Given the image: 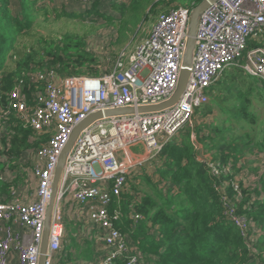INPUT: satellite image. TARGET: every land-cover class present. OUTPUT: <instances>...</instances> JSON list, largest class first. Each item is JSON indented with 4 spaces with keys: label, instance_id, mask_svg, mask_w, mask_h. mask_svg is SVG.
Returning a JSON list of instances; mask_svg holds the SVG:
<instances>
[{
    "label": "built area",
    "instance_id": "2783aa9c",
    "mask_svg": "<svg viewBox=\"0 0 264 264\" xmlns=\"http://www.w3.org/2000/svg\"><path fill=\"white\" fill-rule=\"evenodd\" d=\"M70 1L85 8L113 0ZM192 9L179 6L161 13L135 49L122 51L113 67L101 75L60 77L53 69L31 75L43 83V91L31 106L23 85L13 88L7 113L15 112L37 135L49 137L32 156L30 171L35 180L31 194L26 197L24 191L14 188L10 199L0 202V264H39L54 173L81 121L103 109L159 104L172 96L178 86ZM231 67H241L249 76L264 80V0H215L203 13L190 78L174 105L155 112L103 117L80 132L59 184L45 264H54L62 250L68 196L80 206V215L87 210L86 221L101 232L106 249L97 264H112L118 259L124 264H143L138 250L119 227L129 173L152 160L184 128L193 129L196 109L209 101L213 86ZM192 140L196 141L194 134ZM138 144L145 146L146 153L134 159L130 148ZM203 161L215 176L231 172L230 163ZM230 183L238 190L236 180ZM221 197L228 218L247 236L251 221L237 213L224 191ZM13 255L17 256L15 262L11 261Z\"/></svg>",
    "mask_w": 264,
    "mask_h": 264
},
{
    "label": "trees",
    "instance_id": "16d2710c",
    "mask_svg": "<svg viewBox=\"0 0 264 264\" xmlns=\"http://www.w3.org/2000/svg\"><path fill=\"white\" fill-rule=\"evenodd\" d=\"M17 1L19 9L14 11L11 0H0V202L10 199L14 183L18 182L16 178L12 182L4 180L7 169H14L16 161L23 166L32 164L35 150L49 137L37 135L15 112L7 113L13 88L22 84L26 102L31 106L43 91V83L31 79L38 71L53 69L60 77L102 73V58L88 49L84 37L68 33L46 38L38 31L40 15L82 19L86 12L109 24L120 19L117 40L123 44L140 19L157 5L156 0L106 2L120 14L115 17L98 8L102 2L85 8L77 5L68 11L66 7H52L51 0ZM201 1L192 0L191 7ZM179 6L183 5L163 12ZM223 73L212 88L211 101L197 108L193 118L199 146L194 145L192 130L184 128L152 159L155 173L153 177L147 172L144 176L150 189L133 196L127 188L122 194L124 215L119 227L138 250L143 264H264V124L244 134L224 125L232 118L257 124V114L250 109L251 96L258 95L259 101L264 102V80L249 76L241 67ZM221 90H225L223 96L219 95ZM213 105L227 113L221 122L205 118L213 112ZM204 159L230 163L231 172L215 176ZM142 170L134 168L129 175H141ZM29 178V185L33 186L32 172ZM251 178L256 181L252 183ZM231 180L237 181L238 190L232 187ZM129 181L128 178V186ZM221 191L231 199L237 213L251 221L247 236L228 218ZM132 214L141 217L137 219ZM72 239L74 245L67 250L63 240L66 252L62 249L58 253V264H70L72 255L97 264L102 253L96 252L94 241L81 238L85 243L81 247ZM112 264L124 261L118 259Z\"/></svg>",
    "mask_w": 264,
    "mask_h": 264
},
{
    "label": "rangeland",
    "instance_id": "374dc122",
    "mask_svg": "<svg viewBox=\"0 0 264 264\" xmlns=\"http://www.w3.org/2000/svg\"><path fill=\"white\" fill-rule=\"evenodd\" d=\"M156 6L155 8L147 14V17H142L138 24L134 27V32H132L129 35L128 40H126L123 44H119L117 37H118V30H119V24L120 19H117L114 23L109 24L107 22H104L100 17H98L95 14L88 15L86 12H84V18L79 19H71L67 17H56L54 14L49 16H44V14H41L38 18L37 22L40 25L38 27L39 33L46 37V38H55L62 36L64 34L73 33L75 35H80L84 37L85 42L88 44L87 47L90 51L94 52L98 56L102 58L103 65H102V73L109 71L116 60V58L120 55L122 51H133L135 47L149 34L152 27L154 26L157 17L163 13V11L166 10V8H169L171 6L175 7L178 5L183 6H192V0H156ZM12 2V8L14 11H18L19 5L17 0H11ZM52 5V7H57L61 9L62 7L71 11L74 8H78L77 5L72 3H64L63 0H51L49 3ZM172 7V8H173ZM98 8L101 9V11H104L106 14H110L115 17H120V14L118 11H115L114 9H111L109 3H99ZM82 12V11H79ZM236 67H231L229 69H226L225 72H233V70ZM101 73V74H102ZM224 75V73H223ZM222 77V76H221ZM220 77V78H221ZM254 78V77H253ZM225 94V90H221L219 93L220 96H223ZM252 106L251 111H254L257 114V124L245 122V121H239L234 118L231 120H228L226 123H224L225 126H232L234 127V131L236 133H252L253 129L257 130L264 124V102L259 101L258 95H252ZM211 101V98H209V101ZM228 104V103H227ZM213 112L206 116V120L208 121L211 119V121H217L221 122L224 117H226L227 113H223L222 107L218 105H213ZM196 119H193L195 121ZM194 134V127L192 129L191 135ZM261 135V134H260ZM259 135V136H260ZM258 138L255 136V139ZM196 146L199 144L195 141ZM138 147H142L141 145H138ZM256 147V146H255ZM209 155V154H208ZM28 156V154H27ZM205 160V159H204ZM250 164V163H249ZM15 168L10 169L8 168L7 174H4V180L8 182H12V179H18L17 183H14V187L17 188V190L24 191L27 188H31L30 186V174L31 171L29 169V166L31 164H25L24 166L20 164L19 161H16L14 163ZM155 162L154 160H149L147 162H144V165L141 166L143 168L142 172H144L141 175L132 173V175H129V186L128 191L131 192L133 196L137 194V192H142L143 190H148L151 187V184H149V181L145 180V173L147 172L151 177L154 175L155 170ZM255 166V164H254ZM30 173V174H29ZM136 175L134 177L133 175ZM7 175V176H6ZM148 175V176H149ZM153 179V178H152ZM252 183L256 181V178H251ZM33 185V183H32ZM6 196V194H4ZM68 200H70V197H66V203L69 204ZM124 205L122 204V207ZM66 207V206H65ZM124 209V207H123ZM75 219H71L69 215H67L66 211L64 212V222L66 225L65 229V243L67 250L70 245H74L72 237L75 238L76 242L80 244L81 247H84L85 243L82 242V239L84 237L82 236V232H80V226L82 222L79 220V225L75 224ZM85 225H87L86 222H83ZM82 227V226H81ZM86 240V239H84ZM64 250V246L62 247ZM64 252H66L64 250ZM65 255V254H64ZM72 261L70 263L72 264H80L82 262L81 257H75V255H72L71 257ZM54 264H58V255H56L54 259Z\"/></svg>",
    "mask_w": 264,
    "mask_h": 264
},
{
    "label": "water",
    "instance_id": "95a60500",
    "mask_svg": "<svg viewBox=\"0 0 264 264\" xmlns=\"http://www.w3.org/2000/svg\"><path fill=\"white\" fill-rule=\"evenodd\" d=\"M214 1L215 0H203L192 9L189 30H188L186 51H185V55L182 61L181 69H180L178 86L169 99L159 104L139 106L137 108L120 107V108L103 109V110H100V111H97V112H94L88 115L86 119L81 121L75 127L72 135L70 136L68 143L64 147L59 157L57 168L54 173V178H53V183H52V194H51V199H50L48 209H47V214H46V225H45V230H44V235H43V240H42V245H41V255L39 259V264H45L46 259H47L48 245H49V240H50V225H51V220L53 216V211L56 206V199L59 194V184L61 181V177L63 174L65 164L67 162L68 154L71 151L72 146L77 136L80 134V132L85 127H87L89 124H91L92 122L100 118L112 116V115L130 114V113H135V112L146 113V112L160 111L178 102L179 99L182 97L183 93L185 92L187 83L190 78L193 54H194V49H195V44H196V31H197L199 20L202 17L203 13L211 6V4Z\"/></svg>",
    "mask_w": 264,
    "mask_h": 264
},
{
    "label": "crops",
    "instance_id": "0c3cea01",
    "mask_svg": "<svg viewBox=\"0 0 264 264\" xmlns=\"http://www.w3.org/2000/svg\"><path fill=\"white\" fill-rule=\"evenodd\" d=\"M138 145H141L142 147H138ZM138 145H135V146H132L130 148V152H131V156L134 158V159H137V158H142V156L145 155L146 151H145V146L142 145V144H138ZM198 146V145H197ZM124 155V157H126V154H122ZM33 190V186L31 188H27L26 190H24V194H26V197L29 196L31 194V191ZM69 204L66 203V200H65V205H64V212L66 211L67 215H69V217L71 219H75V224L78 225L77 222H80L82 220H84L87 225H85L84 223H82V227H81V230H82V236L84 238H86L88 240V238L92 239L91 241H94L96 247H95V250L96 252L97 251H101V252H104L105 249H106V245L103 241V239L101 238V232L96 229L94 226L92 227L91 223H89L88 221H86V218L88 219V214H87V210L84 211L81 215L79 213L80 211V206L77 204V205H74V203L72 202V200H68ZM66 206V207H65ZM82 217H85V218H82ZM2 226H3V222L0 221V235L2 234ZM66 226V225H65ZM66 229V227H65ZM82 259V258H81ZM17 260V256L16 255H13L12 258H11V261L12 262H15ZM82 263L83 264H91L92 262L88 261V260H82ZM72 264V263H70Z\"/></svg>",
    "mask_w": 264,
    "mask_h": 264
},
{
    "label": "clouds",
    "instance_id": "9594fccd",
    "mask_svg": "<svg viewBox=\"0 0 264 264\" xmlns=\"http://www.w3.org/2000/svg\"><path fill=\"white\" fill-rule=\"evenodd\" d=\"M196 140V139H195ZM124 211V210H123ZM123 220V219H122ZM123 231V230H122ZM124 232V231H123ZM126 234V233H125ZM127 237H128V235H127ZM102 254H104L105 253V251L104 252H101ZM100 257H101V255H100Z\"/></svg>",
    "mask_w": 264,
    "mask_h": 264
}]
</instances>
